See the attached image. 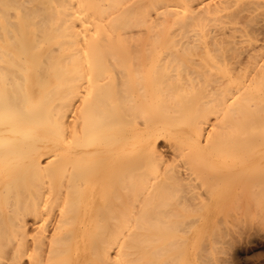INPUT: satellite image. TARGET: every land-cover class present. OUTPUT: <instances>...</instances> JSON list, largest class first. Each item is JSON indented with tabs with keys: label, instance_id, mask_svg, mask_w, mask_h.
<instances>
[{
	"label": "bare ground",
	"instance_id": "1",
	"mask_svg": "<svg viewBox=\"0 0 264 264\" xmlns=\"http://www.w3.org/2000/svg\"><path fill=\"white\" fill-rule=\"evenodd\" d=\"M216 2L0 0V264H168L169 206L264 156V0Z\"/></svg>",
	"mask_w": 264,
	"mask_h": 264
},
{
	"label": "rangeland",
	"instance_id": "2",
	"mask_svg": "<svg viewBox=\"0 0 264 264\" xmlns=\"http://www.w3.org/2000/svg\"><path fill=\"white\" fill-rule=\"evenodd\" d=\"M210 1H213L215 4L218 3L216 2L218 0ZM234 5L233 3L232 7ZM221 7L218 9L216 5L218 12ZM235 7L236 6H234V8ZM263 8L264 6L262 9ZM224 10L228 9L220 10L221 12L218 14L221 15L222 11L225 12ZM166 158L170 160L168 156ZM177 159L178 158H174L173 161H170L178 162L179 159ZM182 160L186 161L187 159H180V161ZM189 161L191 160L188 159V162ZM228 161L233 165L239 163L240 160L232 158ZM187 164H184V166ZM210 165L209 169L211 170H206L204 167L203 170L202 166L201 169L205 172L209 171V173H214L215 175H218L215 173L216 171L217 173L223 171V173L221 172L223 175L220 173V178L222 180L220 179L219 181V178H216L219 182L215 180V175L213 174L214 178L211 179L216 181L215 183L212 180V182H214V186L211 184L213 186V191H211L210 194L209 192H205V194H209L207 197L205 196L206 198L209 196L214 198L212 203H210L211 205L209 204L200 208L199 206L202 205L201 201L203 202L202 199L205 198L200 199L201 197L198 192V198L196 197V200H194V198L191 199L192 196L195 197L196 192L187 193V189H185V192L187 194L190 193L189 195L193 193L192 196L186 193L184 194L183 191H180V193L182 192L184 194V198L185 195H187V197L189 196L190 198H187L188 201L191 199L193 202H198L199 200L200 205L196 204L198 208L197 206L193 208L192 204L189 208V204H187V210H185V207L182 210V208L180 209L182 206L178 207L175 204L169 206V203H167L166 207L169 206L172 210L167 207L169 211L166 210L164 213L163 220L165 228H162L164 232H161V234H165L160 237V241L164 240V246L161 247L159 245L160 248H165L163 249L164 251H162V253H164L162 255L164 257L166 256V262L168 264H178V262H180L179 260H183L181 264H264V156H254V159L246 160L242 172L230 173V175H234H231L232 177L230 175L228 176L229 173H226L233 171L229 166L221 168L218 160H211ZM202 170L199 169L200 173ZM205 172V178L203 177V173H201L202 175L200 176L202 177L198 176L199 179H196L197 181L199 180L201 185H203V180L206 178L208 179L210 175L208 173L207 176ZM224 173H226V175H224ZM211 176L212 174L210 177ZM194 178L195 175L193 179ZM202 178L204 179L202 180ZM197 181L194 182L198 184L199 182ZM209 182L210 180H208V182L204 180V184H208ZM204 186L202 188H204ZM200 189L201 188H198L196 191ZM202 190L203 192L205 191V189ZM169 191L172 192V190ZM169 191L168 193L165 192V194H169ZM177 194L178 193H176V195ZM182 196L183 195H181V197ZM202 197H204V195ZM170 203H172V200ZM184 206H186V203ZM150 222L151 224L153 223L152 214H150ZM158 232L160 234L159 230ZM149 236L151 239L149 251L151 252L150 259L152 264L154 258L153 253H155L152 238L156 235L154 236L152 230H150ZM157 237L159 238V235H157ZM158 244L159 242L157 245ZM185 258L188 262H185ZM22 264L25 263L23 262Z\"/></svg>",
	"mask_w": 264,
	"mask_h": 264
}]
</instances>
